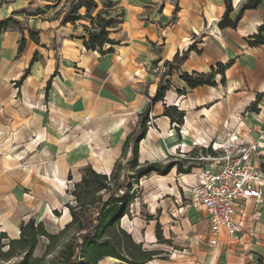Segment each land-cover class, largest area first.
<instances>
[{
	"label": "crops",
	"instance_id": "0c3cea01",
	"mask_svg": "<svg viewBox=\"0 0 264 264\" xmlns=\"http://www.w3.org/2000/svg\"><path fill=\"white\" fill-rule=\"evenodd\" d=\"M118 2L124 9V17L120 26L111 31L110 37L120 42L112 53H106L109 47L104 54L88 51L83 39L85 24L62 26L60 19L58 26L35 24L25 28L28 33L22 38L25 48L19 54V45L20 58L10 64L7 36L13 32L12 28L0 36V234L17 239L23 222L37 220L32 214L37 202L23 194L28 189L25 180L31 187L30 194L38 191L36 177L44 176L38 163L44 157L42 152L52 156L54 149L62 146L69 154L67 159L76 156L77 151L79 157L88 156L90 149L85 145L89 142H81L76 148L73 135L68 134L77 119L88 117L99 122L96 125L100 131L113 138L109 155L94 154L96 158L109 161L118 153L122 155L127 137L138 131L139 117L157 93L165 63L173 62L177 54L182 56L191 46L196 49L178 67L179 71L174 70L173 75L166 77L171 88L164 101L152 105V122L147 137L140 143V161L152 162L151 156L142 161L141 155L156 138L155 133L160 138L154 148H160L158 152L163 156L166 149L173 154L172 148L177 143L182 146L174 149L187 154L199 141L223 139L234 131L251 143L259 142L264 154V45H249L250 37L259 34L264 26V0H256L255 7L246 8L235 28L224 30H219L217 24L229 10L226 0ZM248 2L232 0L230 17L235 19ZM29 28L41 32L39 43L30 38ZM219 66L226 68L224 74L218 73ZM213 71L216 87L190 89L180 79L181 72L212 74ZM4 78L17 82L18 89L13 92ZM179 90L183 93L179 94ZM255 104L258 112L250 111ZM166 107L185 112L184 124H172L170 118L163 116ZM61 126L70 129L67 137ZM2 146H12L10 156H1ZM146 150L147 155H152ZM250 164L263 170L264 156L253 155ZM48 168L50 177L59 176L60 171L61 175L65 173L57 165L48 164ZM112 169L103 173L94 170L109 175ZM57 182L62 185L63 180ZM183 187L182 184V190L178 188L179 197L174 196L175 206H181ZM243 210L242 233L234 244L227 238L218 256L209 247L197 246L201 237L197 234L193 247L180 258L155 259L147 264H259L261 260L264 264V202L249 201ZM185 211L196 221L194 209ZM204 217L208 240L206 214ZM66 218L71 220L69 213ZM138 234L135 237L140 243Z\"/></svg>",
	"mask_w": 264,
	"mask_h": 264
},
{
	"label": "trees",
	"instance_id": "16d2710c",
	"mask_svg": "<svg viewBox=\"0 0 264 264\" xmlns=\"http://www.w3.org/2000/svg\"><path fill=\"white\" fill-rule=\"evenodd\" d=\"M226 2L231 8L232 0ZM98 8L95 0H71L68 12L61 18V25L90 22L91 27L83 26L86 34L83 38L84 47L88 51H99L102 54L109 47L106 53H112L120 42L112 39L110 34L123 22L124 13L123 16H113L107 10H99L94 15ZM82 10H85V14L81 13ZM14 25L22 26L14 16L0 21V36ZM263 32L264 26L259 34L250 37L249 45H264ZM29 33L30 38L39 43L41 32L29 28ZM24 48L25 39H22L19 54ZM195 49V46H191L182 56L177 54L173 62L165 63L166 70L157 93L150 100L146 111L140 115L138 131L127 137L121 158L117 160L111 173L102 174L92 167L83 170L80 182L74 185L71 192L73 203L66 205L71 221L63 230L58 234H50L43 222L32 218L27 223H22L19 238L12 239L6 233L0 234V264H100L105 259H115L123 264H147L155 259L167 260L160 257V251L146 249L143 242L136 243L132 235L122 228L121 221L130 215L131 206L139 198L141 181L154 175L167 177L174 169L186 175L198 167L192 162L185 167L184 160L178 159H172L166 164L140 161V143L147 137L152 122V105L164 101L171 88L166 77L173 75L174 70L179 71L178 67ZM225 69L224 66H219L218 73L224 74ZM180 79L190 89L217 86L214 71L212 74L181 72ZM224 82L223 80L222 83ZM178 93L182 94L183 91L179 90ZM250 111L258 112L257 104L250 107ZM163 116L170 118L172 124L181 126L186 114L177 107H166ZM156 228V238L159 243H165L161 224L158 223ZM42 240L46 241L45 253L42 257H36L35 252ZM259 264H263L262 260Z\"/></svg>",
	"mask_w": 264,
	"mask_h": 264
},
{
	"label": "rangeland",
	"instance_id": "374dc122",
	"mask_svg": "<svg viewBox=\"0 0 264 264\" xmlns=\"http://www.w3.org/2000/svg\"><path fill=\"white\" fill-rule=\"evenodd\" d=\"M95 1L99 8L94 12V15H96L99 10H107V12L113 16H123L124 9L119 5L118 0ZM70 3L71 0H0V20L14 16L22 25V28L14 25L12 27L13 32L10 31V34L7 36L9 40L8 48L10 51L8 62L14 64L15 61L20 58L17 57L18 47L22 38L28 36V33L24 32L25 28L34 26L35 24H40L45 27L58 26L62 16L68 12ZM81 13L85 14V10H82ZM83 22L84 23L78 22L77 24H85L91 27L90 22ZM37 60H39L38 57ZM4 74H6V72ZM4 81L7 87H10L13 92L18 89L19 85H16L17 82H9L6 78H4ZM75 98L76 100L78 99L77 96ZM96 124H99V122L90 121L87 117L84 120L77 119L72 130L69 128L64 129L61 126V130L63 131L64 129V137H67L68 134L73 135L72 138L76 145L84 141L89 142V144L87 143V145H85L90 149L87 157H79V151H77L78 153H76V156L67 159L69 158V154H67V150L62 146L54 147L55 149L52 152V156H45L40 148L38 152H42L41 154L44 157L41 158L38 163L39 166H42L44 176L38 174L36 177L39 180L36 194H30L31 187L27 186L28 180L24 181L28 189L25 188L23 196L37 202L36 209L32 212L34 215L33 217L37 218V222H43L50 234H58L63 230L66 224L71 221L66 218V214L69 213L66 205L68 203H73L71 192L74 189V185L80 182L83 170L88 165H91L94 169L103 173L107 168L112 169L115 162L121 157V153H118L109 161L103 157L96 158L97 155L94 154L102 156L109 155L113 140L111 135L101 132L100 127ZM67 132L69 133L67 134ZM155 136L156 138L154 137V139L149 142V145L143 149L141 155L142 161H145L148 156H151V158H153L152 162H158L160 164H166L172 159H178L184 160L185 167L189 166L190 162H192L194 166H200V160L203 157L215 154L212 148L209 147L210 141L206 139L204 141H199V143H197L198 145L187 154L174 149V146H177L175 144L172 148L173 151H171L173 154L167 152L166 149L164 150L165 155L163 156L158 152L160 148H154V145L159 143L158 140L160 138L157 133H155ZM145 143H147V140L143 144ZM160 143L162 142L160 141ZM179 145L180 147L182 146L181 144ZM11 147L12 146H2L1 156L3 157L4 154L10 156ZM77 147H79V145H77L76 148ZM146 149H149L152 155H147ZM48 164H52L53 166L57 165L62 172L65 173L61 175L60 171L59 176H48ZM106 164L108 166H106ZM124 164H126V162ZM6 169L8 168L6 167ZM186 178L185 175L179 173L177 170H172L167 177L154 175L149 179L141 181L138 189L139 198L131 206L130 215L126 216L121 221L122 228L132 235L136 243H138V241L135 235L140 233V240L144 243L145 248L160 251V257L167 260H170L172 257L174 259L180 258L185 250L191 249L193 247V242H196L195 238L199 237L197 234L201 235V237H199L200 241L196 243L198 244L197 246L201 249L208 248V240L205 234V214L202 211L194 209L197 214L195 221L189 217L190 215L187 216V213H185V210H187L186 208L174 205L176 200L174 196L179 197L178 190L180 186L182 184L184 186V182L190 179ZM57 180H63L62 185L58 184ZM13 186L18 189L17 186ZM169 194L173 197H170ZM158 223L161 224V233L165 243H159L156 238L155 232L157 231L156 226ZM194 239L195 241H193ZM4 243H7V240H4ZM45 246L46 241L42 240L35 252L36 257H42L44 255ZM100 264L115 263L112 259H105ZM118 264L123 263L120 262Z\"/></svg>",
	"mask_w": 264,
	"mask_h": 264
},
{
	"label": "built area",
	"instance_id": "2783aa9c",
	"mask_svg": "<svg viewBox=\"0 0 264 264\" xmlns=\"http://www.w3.org/2000/svg\"><path fill=\"white\" fill-rule=\"evenodd\" d=\"M209 147L215 154L203 157L200 166L186 174L190 179L184 182L180 205L206 214L208 247L218 256L226 239L234 244L243 231V205L264 202V171L250 164L253 155L264 154L259 142L251 143L237 131L212 140Z\"/></svg>",
	"mask_w": 264,
	"mask_h": 264
},
{
	"label": "water",
	"instance_id": "95a60500",
	"mask_svg": "<svg viewBox=\"0 0 264 264\" xmlns=\"http://www.w3.org/2000/svg\"><path fill=\"white\" fill-rule=\"evenodd\" d=\"M256 6V0H250L239 12L238 16L235 19L230 17L231 8H229L227 14L224 18L217 24L219 30H224L227 27L235 28L243 16L244 11L246 8H253Z\"/></svg>",
	"mask_w": 264,
	"mask_h": 264
},
{
	"label": "bare ground",
	"instance_id": "6f19581e",
	"mask_svg": "<svg viewBox=\"0 0 264 264\" xmlns=\"http://www.w3.org/2000/svg\"><path fill=\"white\" fill-rule=\"evenodd\" d=\"M177 146L176 147H180V145L179 144H176ZM139 236V234L137 233L136 234V237H138ZM138 241H139V239H138ZM113 260V262L115 263V264H118V263H120L118 260H115V259H112Z\"/></svg>",
	"mask_w": 264,
	"mask_h": 264
}]
</instances>
